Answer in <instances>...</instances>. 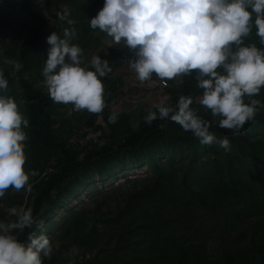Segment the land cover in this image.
I'll return each mask as SVG.
<instances>
[{
  "label": "trees",
  "instance_id": "trees-1",
  "mask_svg": "<svg viewBox=\"0 0 264 264\" xmlns=\"http://www.w3.org/2000/svg\"><path fill=\"white\" fill-rule=\"evenodd\" d=\"M19 1L15 8L28 11L31 16L19 15L0 4V68L8 81L9 94L15 99L19 85L25 99L30 135L24 142V168L37 175H30L32 190L27 191L24 207L31 208L34 219L40 222L44 213L71 193L79 178L101 175L120 158L152 152L162 142L170 143V138L164 142L167 136H172L175 127H182L170 119H157L150 125L144 119L132 128L128 114H123L122 125L115 126L102 143L90 138L78 146L60 137L50 112L51 97L46 90L34 86L29 75L35 69H43L51 47L47 37L53 32L63 38L64 29L74 27L76 36L72 42L82 46L89 42L87 33H104L90 27V19L103 7L104 0H51L69 12L74 25L60 21L57 15L48 22L31 8L30 0ZM255 31L253 28L245 44L256 43L260 47ZM5 57L17 60L22 68L13 71L3 63ZM162 84L154 87V93L165 89L167 96L155 99L153 106L165 101L176 108L181 95L194 99L202 92L195 72L179 77L176 85ZM153 106L150 109L156 111ZM197 110H201L202 119L215 123L210 110L201 105ZM255 120L264 123V113L257 114ZM214 125L209 131L219 136L224 132L235 149L223 161L212 160L214 175L197 179L188 166L180 168L177 179L152 158L153 174L131 181L121 198L115 194L118 191L110 189L92 196L90 204L69 210L51 241V259L43 258V264H264V133L242 141L239 134L220 128L218 123ZM183 142L192 144L193 139L187 137ZM191 147L195 150V146ZM49 160L50 170L33 181L43 173ZM247 164L248 169L244 168ZM240 214L245 215L243 223L235 230ZM225 216L230 220L228 224ZM216 224L222 227L225 242L217 253L209 250L206 236V228ZM33 231H37L36 225L25 227L17 239L30 243L28 234ZM67 250L90 255L81 260H64L61 255Z\"/></svg>",
  "mask_w": 264,
  "mask_h": 264
},
{
  "label": "clouds",
  "instance_id": "clouds-1",
  "mask_svg": "<svg viewBox=\"0 0 264 264\" xmlns=\"http://www.w3.org/2000/svg\"><path fill=\"white\" fill-rule=\"evenodd\" d=\"M57 16L68 25L75 24L67 10ZM90 27L112 37L116 45L123 42L134 53L135 59L128 63L141 83L155 74L167 86L168 81L195 72L202 90L197 102L220 118V128L238 134L264 109V102L253 98L264 88V0H104L90 19ZM253 28L260 47L245 44ZM75 36L72 27L64 29L63 38L56 32L47 37L51 47L41 73L43 84L55 103L100 114L106 107L101 78L112 69L99 55L85 62L84 50L72 43ZM3 63L13 71L23 66L6 57ZM193 102L191 96L181 95L176 108L165 101L156 103V111L149 109L145 122L150 125L157 119H170L201 144L215 142L230 150L229 139L217 140L209 131L210 122L191 107ZM118 118L119 112L113 111L108 121L116 123ZM28 125L0 68V197L9 189L32 190L29 178L37 172L24 168L27 136L23 129ZM6 212L14 219L0 220V264H43V258L51 259L53 244L45 234L44 222L34 219L32 209L13 206ZM33 225L40 234L29 232L30 243L19 241L18 233Z\"/></svg>",
  "mask_w": 264,
  "mask_h": 264
},
{
  "label": "rangeland",
  "instance_id": "rangeland-1",
  "mask_svg": "<svg viewBox=\"0 0 264 264\" xmlns=\"http://www.w3.org/2000/svg\"><path fill=\"white\" fill-rule=\"evenodd\" d=\"M0 4L13 12L22 16H31L28 11H19L15 7L20 5L19 0H0ZM31 8L39 14L45 16L48 22L55 20L57 13L64 12L58 4H53L51 0H30ZM90 35L89 42L82 46L78 44L84 50L85 62H90L92 56L99 55L102 59L105 58L109 61V65L112 69L101 80L105 89V101L106 107L103 112L92 116L87 111H74L72 105H65L55 103L51 98L50 112L55 119V127L59 128L58 135L66 138L73 145H83L90 138L96 139L98 143H102L107 140L113 133L115 126L122 125L123 114H128L129 123L132 128H136L147 115L149 109L155 103V99L161 100L167 96L165 89H162L158 94L154 93L155 86H161L162 81L157 80L155 74L152 76V80L141 83L136 76L135 71L130 67L128 60L135 59V55L128 49L126 45L121 42L120 45L113 43L112 37L106 33L99 35L98 31H91L87 33ZM96 36L95 38H93ZM74 43V42H72ZM77 44V43H75ZM110 54V56H109ZM36 70L38 73H36ZM42 69H35L29 75V79L33 82L34 86H37L43 90L47 88L43 84V76L41 75ZM106 78V79H104ZM119 79L118 81H115ZM179 82V77L174 81H168L169 84L176 85ZM202 93V92H201ZM199 93L193 99L191 107L196 110L197 115L201 117V110H197L199 103L197 97L201 95ZM111 97H115L112 101H109ZM264 102V88L261 89L260 94L253 97ZM16 102L19 105L20 112L26 118V107L24 105L25 99L22 97L21 89L17 85V97ZM245 102H248V98L245 97ZM119 112V118L116 123H109L108 117L111 112ZM260 113H264V109H261ZM106 117V118H105ZM89 118H92L89 120ZM219 117H212L215 122L211 124H217ZM23 127V126H22ZM172 136L170 134L164 142H168L169 138L172 140L170 143H161L153 147V151L141 152L135 157L120 158L114 162L110 167L108 166L106 172L101 175H89L79 178L71 188V193L63 196L58 200L55 205L44 213L45 216L41 221L44 222L45 234L52 241L59 231L60 226L63 224L65 215L69 210L78 209L85 205L90 204L89 199L103 191L114 189L118 192L115 194L122 197L125 190L131 187V181L139 177L149 176L153 174L151 171L152 163L150 160L156 159L160 166L170 170L177 179L180 178V168L186 169L188 166L193 168L195 178H204L208 175H214L215 169L213 167V159H221L235 150L231 143L230 150L226 151L221 148L218 143L211 145H203L200 143L199 138L195 137L190 131L185 132L182 128L175 127ZM26 136L29 137L30 132L28 128L23 129ZM58 130V129H57ZM215 135L217 140H221L226 137V134L221 133L219 136L216 132L210 131ZM264 133V123L259 120L254 122H247L241 130L239 139L247 141L250 137L253 138L256 135H262ZM187 137L193 139L192 144L184 143ZM230 141V140H229ZM185 144V145H182ZM190 145V146H189ZM191 146H195V150ZM26 147L24 146V149ZM39 152V150H37ZM47 161L45 169L42 174L33 181L38 179L50 170ZM244 168H250L245 165ZM30 169V168H29ZM26 167V172L29 171ZM31 173V172H29ZM27 202V191L22 190L16 192L13 189L6 191L3 197H0V220L14 219L9 217L6 212L7 208L13 206L24 207ZM244 214H240L239 219L235 223V230H239L243 223ZM203 219V217H201ZM225 222L229 223V218L225 216ZM36 234H40V230L37 229ZM224 232L222 227L212 225L206 228V236L208 237V248L214 252H219L218 249L225 246L223 239ZM90 254L88 252H81L78 250L64 251L61 258L68 260L71 257H75L77 260L82 258H88Z\"/></svg>",
  "mask_w": 264,
  "mask_h": 264
}]
</instances>
